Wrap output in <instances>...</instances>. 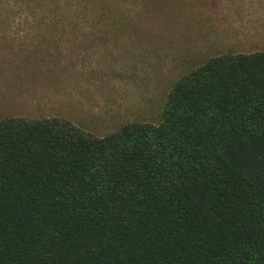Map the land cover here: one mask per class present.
I'll use <instances>...</instances> for the list:
<instances>
[{
    "label": "trees",
    "instance_id": "16d2710c",
    "mask_svg": "<svg viewBox=\"0 0 264 264\" xmlns=\"http://www.w3.org/2000/svg\"><path fill=\"white\" fill-rule=\"evenodd\" d=\"M0 264H264V50L182 75L158 124L1 118Z\"/></svg>",
    "mask_w": 264,
    "mask_h": 264
},
{
    "label": "rangeland",
    "instance_id": "374dc122",
    "mask_svg": "<svg viewBox=\"0 0 264 264\" xmlns=\"http://www.w3.org/2000/svg\"><path fill=\"white\" fill-rule=\"evenodd\" d=\"M264 50V0H0V119L158 124L182 75Z\"/></svg>",
    "mask_w": 264,
    "mask_h": 264
}]
</instances>
